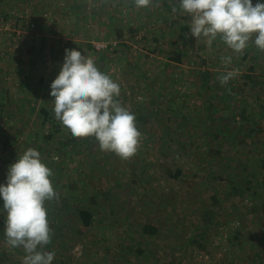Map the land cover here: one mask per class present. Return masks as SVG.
<instances>
[{
	"label": "rangeland",
	"instance_id": "374dc122",
	"mask_svg": "<svg viewBox=\"0 0 264 264\" xmlns=\"http://www.w3.org/2000/svg\"><path fill=\"white\" fill-rule=\"evenodd\" d=\"M39 9L6 23L40 34L44 48L35 55L39 106L0 104V184L28 148L40 153L58 195L45 202L52 264H232L244 250L249 264H264V51L255 36L243 55L220 37L196 41L179 0L141 9L134 0H40ZM65 49L91 57L119 85L115 99L141 133L130 159L101 151L94 137H72L54 112L40 116L38 107L54 109L50 85ZM176 53L179 63L169 60ZM232 70L221 85L217 77ZM204 71L212 77L202 89ZM83 204L94 218L86 229ZM2 208L0 198V264H23V248L6 243ZM146 225L157 233L145 234Z\"/></svg>",
	"mask_w": 264,
	"mask_h": 264
},
{
	"label": "clouds",
	"instance_id": "9594fccd",
	"mask_svg": "<svg viewBox=\"0 0 264 264\" xmlns=\"http://www.w3.org/2000/svg\"><path fill=\"white\" fill-rule=\"evenodd\" d=\"M138 9L152 0H134ZM182 13L190 18V34L196 41L207 38L210 46L217 37L234 54L243 55L253 36L254 45L264 51V3L252 0H179ZM177 7H172L175 13ZM227 66L231 56L223 57ZM238 70L217 77L226 85ZM54 98V117L74 138L94 137L99 149L122 160L133 157L139 148L141 133L133 113L121 106L116 97L119 85L98 70L91 57L81 51L65 49L62 67L50 85ZM51 170L41 161L40 153L28 148L7 172L0 184V198L6 213V243L22 247L23 264H52L54 252L44 251L51 243V230L45 202L58 199L50 177Z\"/></svg>",
	"mask_w": 264,
	"mask_h": 264
},
{
	"label": "crops",
	"instance_id": "0c3cea01",
	"mask_svg": "<svg viewBox=\"0 0 264 264\" xmlns=\"http://www.w3.org/2000/svg\"><path fill=\"white\" fill-rule=\"evenodd\" d=\"M262 2L264 3V0ZM39 8L40 0H0V58L3 53L6 55L3 60L0 59V104L4 103L8 109L9 104L14 102H18L22 107L39 104V101H36V93H38L39 81L42 79L35 76L38 64L35 55L44 48L40 41L41 35H28L25 30L21 32L18 27L20 25H16V28L11 25L9 28L6 24L10 20H16L17 17L40 16ZM15 36L20 40H15L13 38ZM249 52L251 51L246 53ZM15 94L18 96L17 99L13 97ZM40 109L41 107H38V112ZM251 246L254 247L255 244L245 249L252 251ZM238 257L243 259L239 261L235 258L234 262L231 260L232 264H241L243 260L245 264H249L246 261L245 250ZM249 261L254 264L263 263L262 260Z\"/></svg>",
	"mask_w": 264,
	"mask_h": 264
},
{
	"label": "trees",
	"instance_id": "16d2710c",
	"mask_svg": "<svg viewBox=\"0 0 264 264\" xmlns=\"http://www.w3.org/2000/svg\"><path fill=\"white\" fill-rule=\"evenodd\" d=\"M119 37L120 36L118 34V38ZM169 60L179 63L181 61L180 53H176L174 56L170 55ZM211 77H212V74L209 71H204L203 72L202 78H201L202 79V83H201V88L202 89H205L208 86ZM157 110H159L158 107H156L155 110L152 111L153 115H159V111H157ZM51 112H54L53 109H51V108L47 109L46 107H41V109L39 110L40 116L46 121H48L50 119ZM147 116H149V115H145V113H144V115H140V113H138L137 118L139 120H143V118H146ZM241 118L245 119V117H241ZM214 200H218V199L214 198ZM83 205L84 206H81L79 208V210H78L77 218H78V222L81 224V227L87 228V227H89L92 224L93 214H92L90 209H87L85 207V204H83ZM217 208L218 207H216V209H215L216 212H218ZM207 224H209L208 221L207 222H202V227L205 228L207 226ZM143 232L145 234H147V235L153 236V235H155L157 233V229L155 227H153V226L146 225V226H144Z\"/></svg>",
	"mask_w": 264,
	"mask_h": 264
},
{
	"label": "built area",
	"instance_id": "2783aa9c",
	"mask_svg": "<svg viewBox=\"0 0 264 264\" xmlns=\"http://www.w3.org/2000/svg\"><path fill=\"white\" fill-rule=\"evenodd\" d=\"M26 26L28 27V29L30 30V31H34V30H36V25H35V23H33V22H31L30 20L29 21H26ZM240 225V223L237 221V222H235V226H239Z\"/></svg>",
	"mask_w": 264,
	"mask_h": 264
},
{
	"label": "bare ground",
	"instance_id": "6f19581e",
	"mask_svg": "<svg viewBox=\"0 0 264 264\" xmlns=\"http://www.w3.org/2000/svg\"><path fill=\"white\" fill-rule=\"evenodd\" d=\"M94 219V218H93ZM233 225V224H232ZM232 227V226H231ZM85 228V227H84ZM86 229V228H85ZM236 233V232H235ZM222 235V234H221ZM235 235V234H234ZM229 237V235H228ZM224 239V238H223ZM241 239V238H240ZM253 240V239H252ZM264 240V239H263ZM230 242V241H229ZM232 242V241H231ZM238 242V241H237ZM238 243H241V242H238ZM206 247V246H205Z\"/></svg>",
	"mask_w": 264,
	"mask_h": 264
}]
</instances>
